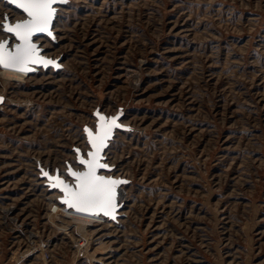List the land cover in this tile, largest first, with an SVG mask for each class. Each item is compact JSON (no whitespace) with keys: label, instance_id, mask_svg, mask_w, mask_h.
Listing matches in <instances>:
<instances>
[{"label":"rangeland","instance_id":"1","mask_svg":"<svg viewBox=\"0 0 264 264\" xmlns=\"http://www.w3.org/2000/svg\"><path fill=\"white\" fill-rule=\"evenodd\" d=\"M53 30L61 68L0 69V264H264V0H65ZM99 116L125 197L90 224L43 173L75 185Z\"/></svg>","mask_w":264,"mask_h":264},{"label":"snow or ice","instance_id":"2","mask_svg":"<svg viewBox=\"0 0 264 264\" xmlns=\"http://www.w3.org/2000/svg\"><path fill=\"white\" fill-rule=\"evenodd\" d=\"M11 2L26 13L28 19L13 24L5 17L6 23L0 25V28L21 42L15 46L14 50H9L7 41L0 42V69L27 72L29 64L54 63L51 60L40 59L39 49L32 38L38 33L52 35L49 29L55 16L53 5L57 3V0H11ZM117 119V117L109 119L99 116V132L94 134L92 130H88L89 143L94 151L86 154L90 159H84L81 156L78 160L79 164L86 167V171L69 170L68 175L76 181L74 186L68 185L59 176L53 177L47 172L43 173L45 177L53 181L51 187L59 188L66 194L62 202L77 212L90 214L102 212L105 216H112L116 210V187L124 182L106 178L98 175L97 172L99 169L108 168L106 163L100 162L101 152L106 147V141L112 135V130L119 127ZM112 218L115 219V216Z\"/></svg>","mask_w":264,"mask_h":264},{"label":"water","instance_id":"3","mask_svg":"<svg viewBox=\"0 0 264 264\" xmlns=\"http://www.w3.org/2000/svg\"><path fill=\"white\" fill-rule=\"evenodd\" d=\"M5 2H7L9 5H11L12 7H14L15 9H18V10H20L21 12H23L20 8H18L17 6H16V4H14V3H12L11 2V0H4ZM65 3V0H57V3L56 4H54L53 5V7L55 8V16L53 17V19H52V22H51V25H50V31L52 32V35L51 36H49L47 33H38V34H36L35 36H33V43L34 44H36V46L38 47V49H39V57H40V59L41 60H51V61H53L54 63H52V64H49V65H44V64H42V63H37V64H29L28 65V68H29V71H27V72H25V73H27V74H33V73H35L39 68H43L44 70H47V69H49V68H55V69H59V68H61V65H60V62H59V59H52V58H49V57H47V56H45V55H43V53H42V49L39 47V44L35 41V39L36 38H38V37H48V38H50L51 40H53V41H55V33H54V30H53V26H54V23H55V19H56V17H57V7L58 6H60V5H63ZM24 13V12H23ZM25 14V16H26V18L24 19V20H26V19H28V17H27V14L26 13H24ZM5 17H7L8 18V21H10L11 23H13V24H15V23H17V22H20V21H23V20H19V21H15V22H12L11 20H10V18L8 17V15H6ZM4 23H6V21H5V18H4V22L2 23V24H4ZM6 32V31H5ZM7 33V32H6ZM8 34H10V33H8ZM11 36H13L12 34H10ZM14 37V36H13ZM14 39H15V41L14 42H12L11 43V40L10 39H6V40H0V42H5V41H7L8 42V46H9V50H14V48H15V46L17 45V44H19V43H21L20 41H19V39H17V38H15L14 37ZM0 103H1V100H0ZM99 124H100V121L98 122V124H97V129H96V131H93L92 130V132L94 133V134H96V133H98L99 132ZM118 124V123H117ZM115 129L116 128H114L113 130H112V135L109 137V139L106 141V147L103 149V151L101 152V157H102V159H101V163H103V158H104V153H105V150L107 149V147H108V145H109V141L113 138V135H114V133H115ZM88 130H91V129H87L86 130V132H87V138H88V140H89V137H88ZM89 145H90V143H89ZM90 148H91V150L89 151V152H92V151H94V149L91 147V145H90ZM82 155L79 153V155H78V160H79V158L81 157ZM84 158V157H83ZM84 159H90V157H88V158H84ZM83 167H84V169L82 170V171H86V167L84 166V165H82ZM71 169V171H75V170H73L72 168H70ZM69 169V170H70ZM108 169V168H107ZM101 170H105V169H99L98 170V172H97V174L98 175H102L101 173H100V171ZM82 171H79V172H82ZM44 172H46V171H44ZM75 172H78V171H75ZM48 173V172H47ZM49 176H52V175H50L49 174ZM55 176H59L58 174H56V175H54L53 177H55ZM103 176V175H102ZM60 177V176H59ZM72 177V176H71ZM104 177H106V176H104ZM73 178V177H72ZM106 178H108V177H106ZM48 179V178H47ZM60 179L61 180H63L65 183H67L68 185H70V186H74L73 184H70L68 181H66L64 178H62V177H60ZM74 179V178H73ZM109 179H113V180H116V181H120V180H118V179H115V178H109ZM49 181H52V180H50V179H48ZM74 184H76V181H75V179H74ZM121 183H119L118 185H120ZM117 185V186H118ZM59 189V188H58ZM116 189H117V187H116ZM60 190V189H59ZM61 191V190H60ZM62 192V191H61ZM63 193V196L60 198V202L62 203V204H64L62 201L66 198V194L64 193V192H62ZM67 208H69L66 204H64ZM69 209H73V208H69ZM119 209H120V206H119V203H118V201H117V198H116V210L112 213V216H115V218L117 217V211H119ZM75 210V209H74ZM96 214H101V215H104L102 212L101 213H96ZM105 216V215H104ZM112 216H105V217H109V218H111V219H113L112 218Z\"/></svg>","mask_w":264,"mask_h":264},{"label":"bare ground","instance_id":"4","mask_svg":"<svg viewBox=\"0 0 264 264\" xmlns=\"http://www.w3.org/2000/svg\"><path fill=\"white\" fill-rule=\"evenodd\" d=\"M1 70L4 74H7L8 76H10L11 78H14L16 80H21V77H23V79H24V77L27 76L25 72L10 71V70H4V69H1ZM116 193H117V195H116L117 201H118V203H121L123 201V198L125 197L124 193H123V191H121L119 189H116ZM63 211H64V214L66 217L68 215L67 218H73V219L78 220L79 222H82V223H90L91 224V223L102 222V221H100V219L102 218V216L100 214H90V213H84V212H77L74 209H69V208L64 209Z\"/></svg>","mask_w":264,"mask_h":264},{"label":"built area","instance_id":"5","mask_svg":"<svg viewBox=\"0 0 264 264\" xmlns=\"http://www.w3.org/2000/svg\"><path fill=\"white\" fill-rule=\"evenodd\" d=\"M67 209V208H66Z\"/></svg>","mask_w":264,"mask_h":264}]
</instances>
